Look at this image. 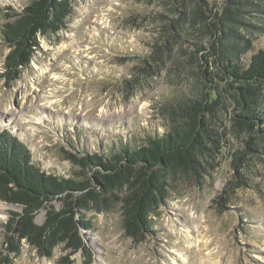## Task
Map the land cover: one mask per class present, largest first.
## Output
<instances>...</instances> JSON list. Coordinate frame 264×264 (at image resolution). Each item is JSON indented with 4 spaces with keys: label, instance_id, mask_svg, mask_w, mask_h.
Wrapping results in <instances>:
<instances>
[{
    "label": "rangeland",
    "instance_id": "rangeland-1",
    "mask_svg": "<svg viewBox=\"0 0 264 264\" xmlns=\"http://www.w3.org/2000/svg\"><path fill=\"white\" fill-rule=\"evenodd\" d=\"M30 1L0 0V31L14 19L7 15L20 13ZM68 1L70 12L59 28L37 35L29 63L9 84L1 75L9 49L0 36V130L23 141L32 162L47 173L80 182L88 172L80 157L98 153L109 158L145 144L149 136L164 135L178 121L170 103L198 94L202 82L188 52L195 42L188 33L196 27L185 22L172 52L157 50L161 31L178 16L164 0ZM243 9L234 29L241 49L238 62L245 66L253 52L264 48V0H247ZM181 46L186 52H179ZM261 99L252 146L257 152L246 148L245 126H233L229 110L219 113L213 130L222 146L201 160L196 180L181 172L168 178L163 199L149 207L150 229L142 240L124 227V186L79 209L77 218L90 225L79 230L92 253L89 264H264V93ZM46 100H53L52 106ZM234 151L248 153L240 170L246 186L226 189L235 174ZM219 195L224 206L218 204ZM0 204L2 260L8 211L21 208ZM52 204L62 206L59 200ZM44 216L45 210L38 212L35 222L41 224ZM188 218L201 222L197 237ZM65 253L59 245L50 257L41 256L23 241L9 264H59ZM88 259L78 251L70 264Z\"/></svg>",
    "mask_w": 264,
    "mask_h": 264
},
{
    "label": "trees",
    "instance_id": "trees-1",
    "mask_svg": "<svg viewBox=\"0 0 264 264\" xmlns=\"http://www.w3.org/2000/svg\"><path fill=\"white\" fill-rule=\"evenodd\" d=\"M163 4L178 12V16L170 19L161 31V45L157 50L167 47L172 52L185 22L190 28L196 27L197 31L188 33V39L195 40L191 44L193 50L188 52L197 65V75L202 82L200 92L191 97L181 95L178 101L170 103V114L178 121L172 120L171 130L164 135L149 136L145 144L125 147L109 158L85 153L79 163L88 172L80 182L47 173L32 162L23 141L7 129L0 130V200L21 208L8 211L3 234L5 253L0 264L11 262L10 256L19 254L23 241L45 257H50L53 250L62 245L66 253L60 257L59 264H70L71 255L78 251L88 256L86 264H89L92 253L79 230L90 225L87 220L78 219L77 212L99 200L102 193L123 186L125 191L120 201L124 227L133 239L145 238L150 229L149 207L163 199L168 178L181 172L196 180L201 160L222 146L213 130L219 113L229 110L233 126H245L248 130L246 148L257 152L252 146L259 132L257 108L264 93V48L253 52L247 65L242 66L238 62L241 49L234 29L247 0L214 3L164 0ZM179 6H183V10H179ZM69 12L68 0H31L20 13L7 15L14 19L4 23L0 31L9 49L1 73L6 84L18 78L21 68L29 63L37 46V35L48 29L57 30ZM183 48H179L180 53L186 52ZM247 154L245 151L232 153L235 174L226 189L246 186L240 170ZM54 200L62 202L60 209L54 207ZM217 201L224 206L223 196L219 195ZM42 210L45 216L39 224L35 216Z\"/></svg>",
    "mask_w": 264,
    "mask_h": 264
},
{
    "label": "bare ground",
    "instance_id": "bare-ground-1",
    "mask_svg": "<svg viewBox=\"0 0 264 264\" xmlns=\"http://www.w3.org/2000/svg\"><path fill=\"white\" fill-rule=\"evenodd\" d=\"M47 93H49V92H47ZM46 93V94H47ZM53 93V92H52ZM50 95V94H49ZM48 95V96H49ZM45 99H47V98H45ZM48 100V99H47ZM46 100V101H47ZM88 102V101H87ZM52 103H53V100L52 101H47L46 102V104H47V106H49L50 107V105L52 106ZM45 104V103H44ZM86 104V103H85ZM43 116H44V114H43ZM41 119V118H40ZM4 206V205H3ZM0 209H2V205L0 204ZM186 222H188V224H189V227L191 228V229H193L194 231H195V233H196V235H195V237H197L198 235V233H199V226L201 225V222H198V221H196V220H189V218H188V220H186ZM185 222V223H186ZM192 230V231H193ZM191 231V230H190ZM193 231V232H194ZM195 242H197V241H195ZM200 243V242H199ZM198 252H200V250H198ZM201 253V252H200Z\"/></svg>",
    "mask_w": 264,
    "mask_h": 264
},
{
    "label": "water",
    "instance_id": "water-1",
    "mask_svg": "<svg viewBox=\"0 0 264 264\" xmlns=\"http://www.w3.org/2000/svg\"><path fill=\"white\" fill-rule=\"evenodd\" d=\"M7 205H10L11 207H15V206H16V205H15V206H13V205H11V204H7Z\"/></svg>",
    "mask_w": 264,
    "mask_h": 264
}]
</instances>
